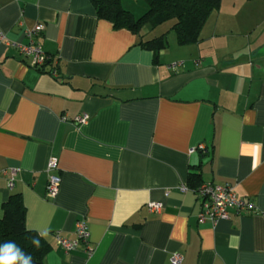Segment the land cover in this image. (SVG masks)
Returning <instances> with one entry per match:
<instances>
[{
  "label": "crops",
  "instance_id": "obj_1",
  "mask_svg": "<svg viewBox=\"0 0 264 264\" xmlns=\"http://www.w3.org/2000/svg\"><path fill=\"white\" fill-rule=\"evenodd\" d=\"M122 2L135 17L147 9ZM36 23L56 59L42 70L7 43H28ZM0 35V218L20 193L27 228L50 243L45 264H171L174 253L182 264H264V0H221L197 43L171 31L158 54L99 18L91 0H0ZM12 168L11 188L2 172ZM193 171L234 185L259 212L200 222ZM80 220L89 244L67 251L57 236L75 239Z\"/></svg>",
  "mask_w": 264,
  "mask_h": 264
},
{
  "label": "trees",
  "instance_id": "obj_2",
  "mask_svg": "<svg viewBox=\"0 0 264 264\" xmlns=\"http://www.w3.org/2000/svg\"><path fill=\"white\" fill-rule=\"evenodd\" d=\"M99 18L109 20L115 28H126L140 36V44L155 54L168 47L167 35L173 31L180 45L197 43L201 30L220 5L221 0H143L146 11L139 17L127 10L122 0H91ZM151 31L164 26L159 35L147 38L142 34L145 26ZM209 153L210 150L207 149ZM201 174L198 171L189 173L187 186L197 190L201 185ZM26 208L20 193H13L3 205V216L0 218V245L15 242L26 254H31L33 264H45V257L51 246L48 239L25 223ZM33 238L40 240V248L33 244Z\"/></svg>",
  "mask_w": 264,
  "mask_h": 264
},
{
  "label": "built area",
  "instance_id": "obj_3",
  "mask_svg": "<svg viewBox=\"0 0 264 264\" xmlns=\"http://www.w3.org/2000/svg\"><path fill=\"white\" fill-rule=\"evenodd\" d=\"M43 31L44 24L36 23L32 28L25 30L29 38L28 43H11L7 41L8 44L14 45L21 55L28 57L30 66L37 70H42L46 65L52 62L55 63L56 60L55 57L49 54L44 48L43 41L41 40ZM0 38L4 39L5 37L0 35ZM52 73L57 75V69L53 68ZM62 119H66V116L64 115ZM88 120L89 115L86 113L77 116L75 119L78 124L86 123ZM198 148L202 150L205 148V145L202 144ZM58 169V158L56 156H51L46 167L48 175L46 196L48 198H54L59 192L61 177L58 174ZM18 171V168H12L8 171L4 170L2 172L8 175L9 186L11 188L14 186ZM181 188L182 190H186L187 186L182 185ZM194 192L201 199V211L198 216L200 222L210 220L211 222L216 223L219 220L229 219L231 210H235L239 214L245 212H259L255 203L247 197L240 196L236 191L235 186L232 184H216L206 182L202 183ZM147 208L150 212L154 213L159 212L162 205L157 202H149L147 204ZM89 239V227L85 220L77 222L75 239L65 238L60 235L57 236L58 244L67 251L77 249L81 242L88 245ZM91 252L92 249L88 246V253ZM182 262V254L174 253L172 255L171 264H182Z\"/></svg>",
  "mask_w": 264,
  "mask_h": 264
},
{
  "label": "clouds",
  "instance_id": "obj_4",
  "mask_svg": "<svg viewBox=\"0 0 264 264\" xmlns=\"http://www.w3.org/2000/svg\"><path fill=\"white\" fill-rule=\"evenodd\" d=\"M32 244L39 249L40 240L33 238ZM0 264H33L31 254H26L15 242L0 245Z\"/></svg>",
  "mask_w": 264,
  "mask_h": 264
}]
</instances>
